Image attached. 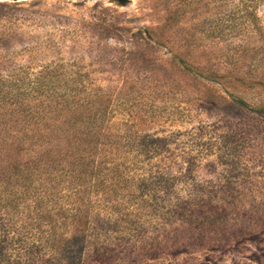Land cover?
<instances>
[{
	"label": "rangeland",
	"instance_id": "obj_1",
	"mask_svg": "<svg viewBox=\"0 0 264 264\" xmlns=\"http://www.w3.org/2000/svg\"><path fill=\"white\" fill-rule=\"evenodd\" d=\"M58 65L81 68L110 94L101 109L109 114L104 133L114 145L106 152L112 162L125 172L123 163L136 155L142 161L137 177L145 175V183L127 174L129 183L119 185L149 195L152 207L123 198L119 216L103 207L93 218L92 235L118 251L107 261L264 264V115L234 106L228 95L242 97L249 109L264 105V87L254 82L264 75V0H0L5 200L11 192L23 195V128L63 119L52 113L29 124L24 109L44 107L23 104V79L27 84ZM184 66L242 78L248 88L182 75ZM144 136L156 141L139 146ZM170 193L186 200L198 194V218H175ZM14 212L0 206L1 239L3 224L23 222V202Z\"/></svg>",
	"mask_w": 264,
	"mask_h": 264
},
{
	"label": "trees",
	"instance_id": "obj_2",
	"mask_svg": "<svg viewBox=\"0 0 264 264\" xmlns=\"http://www.w3.org/2000/svg\"><path fill=\"white\" fill-rule=\"evenodd\" d=\"M180 72L219 86H223L226 79H230V83L237 81L233 88L240 91L248 88L246 80L228 78L213 69H209L207 75L201 67L184 66ZM260 77L254 82L264 87V75ZM25 81L23 79V104L37 102L44 107L35 113L24 109L23 117L29 124L48 120L52 113H58L63 119L48 127L23 128V195L11 192L6 200L0 197V206L13 213H19L23 202V222L17 226L2 225L7 238H0V264H111L107 261L109 256L118 251L110 253L100 244V239L92 235V221L103 207L119 216V200L123 198L129 203L137 201L144 209L152 207L149 195L128 192L119 185L120 179L129 183L125 178L127 174H132L131 182L145 183V175L137 177L143 172L142 161H138L136 155L132 163H123L125 172H121V165L113 163L115 160L106 153L114 145L105 141L110 138L104 133L109 114L101 108L110 94L93 86V81L81 68L58 65L52 72L47 69L33 81L27 84ZM228 95L234 106L264 115V105L249 109L242 97ZM154 141L153 137L144 136L139 138L138 144L148 147ZM168 196L170 213L175 218L181 216L184 221L198 218L195 215V208L199 207L198 194L188 200L174 193ZM183 204L187 205L182 207ZM177 211L184 213L180 215ZM123 260L114 259V264Z\"/></svg>",
	"mask_w": 264,
	"mask_h": 264
}]
</instances>
